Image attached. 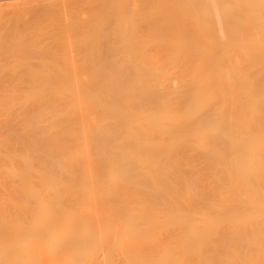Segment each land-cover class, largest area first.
Wrapping results in <instances>:
<instances>
[{
  "label": "bare ground",
  "instance_id": "obj_1",
  "mask_svg": "<svg viewBox=\"0 0 264 264\" xmlns=\"http://www.w3.org/2000/svg\"><path fill=\"white\" fill-rule=\"evenodd\" d=\"M65 2L12 11L10 58L34 62L0 92V264H264V0L203 8L229 43L170 62L101 55Z\"/></svg>",
  "mask_w": 264,
  "mask_h": 264
},
{
  "label": "rangeland",
  "instance_id": "obj_2",
  "mask_svg": "<svg viewBox=\"0 0 264 264\" xmlns=\"http://www.w3.org/2000/svg\"><path fill=\"white\" fill-rule=\"evenodd\" d=\"M65 1L64 0H0V35H2L1 31L3 29H6V28L9 29V31L6 30L7 34L5 32V35L1 36V37L5 36L4 38L7 40L6 41L4 39V41H6V42H4L6 46L4 45L5 48H3V51L0 52V92L1 93L6 92V90H8L10 92V90L8 88L5 89V86L6 87L8 86L6 84L7 81L10 80L11 77L14 78V76L21 75V69L20 68L23 67L22 70L23 69L25 70L28 67H30L31 65L33 66V62H34L33 59H26L24 57H23L24 58L23 59L21 57L23 60L20 58L21 60H19V61H21V62H19L20 64L18 65L15 62H13L12 59L10 58L9 52L11 50V48H10L11 47V45H10L11 41H9V40H11V39L9 37L10 36L12 37V34L14 33L13 31L17 28L18 31L20 29L19 32L23 31L24 33L27 32V34L30 33V32H28V30L25 31V29L27 28L26 23H28L27 16H26V18L25 17L23 18L24 20L21 19L22 22L19 20V18L17 19V21H20V22H16L15 18L13 20V15L16 16V14L14 12H16L17 9H19V7L20 8L25 7L26 4H28L26 6H29L31 4V6L35 5V6L42 7V8L44 6H49V5L55 6V7H56V5H59L62 7V5L64 4V3L62 4V2H65ZM74 1H75L76 5L77 4L79 5L78 8H77L78 5L76 6L74 4ZM106 1H107V3L111 2L110 3L111 5H109V4L106 5ZM122 2L125 3L123 5L126 6V11L128 10L129 13H127V14L129 15V17H131L135 21V22L133 21L135 24L132 25V26H134V28L132 27L134 29L133 32H132V30H130L131 36H125L124 35V38H126V37H128L129 39L131 38L130 40L128 38L127 39H124V38L120 39L121 37L118 35L117 30H116V28L119 29L118 26L122 23L121 22L122 20H119L120 19L119 17H121L120 14L122 13V11L124 9V8L122 9L123 5L121 7V5L118 4L119 0H103V1H101V0H96V1H94V0H68L65 2L67 5L69 3H73L74 6H76L77 9L75 10L76 14H74V16L77 14L82 15V16L85 15L83 17L86 18L87 15H90V16L92 14L97 15V18H96L97 20L93 19L94 21L97 22V23L95 22V25L96 24L97 25L95 27H93V25L90 24V26H92L93 28H97V29H94V32L96 30L97 31L100 30L101 32H104L106 37L104 36L105 40H102L103 42L101 41L102 42V44H100L101 47H99V44H96V45H98V47L95 45L97 47L96 49H100V51H98V52L99 53L101 52V55H102V51L103 52L105 51V53L107 52L106 53L107 57L111 58L113 60L115 59V61L116 60L122 61V58L126 60L127 56H123L126 53V51H127V53L125 55H127L128 52H130L129 54H131V55L128 54L129 60H131V61H137L138 60V62H140L139 61L140 59L143 61L145 60L146 62H148V61L155 62V61H159V60L160 61H166V62L167 61L170 62L173 60L174 61H177V60H179V61H181V60L182 61L183 60H193L189 56L190 55L189 52H192L196 49L201 50L202 48H204V50H206V52H208V51L217 52L220 49L221 44L225 45V44L229 43L228 40L232 37L231 34L233 33V30H235V24L232 22H229L230 19H228V15H229L228 12L224 13L227 16L224 14L223 15L220 14L218 17L217 16L213 17L212 12L210 13V11H212V10L204 9V11H203V8H205V7H209L211 9L213 6V9H214V7H216L214 5H218V6L223 5V3L227 2V0H192V1L191 0H123ZM21 3H22V5H19ZM13 4L15 7L13 6ZM190 4L191 5L195 4L194 6H196V7L199 5L197 7V9L200 12L198 11V13H196V15H198L197 19H195L196 17L194 15L192 16V13H190V15H189V12H191V10L187 11L188 9L192 8L191 6H190V8H188L189 7L188 5H190ZM18 5H19V7H18ZM136 5L139 6V8H142L141 12L139 14H136V15L131 14L130 11H132L134 9V7H136ZM59 6H58V8H59ZM64 6H65V4H64ZM66 8H68V7H66ZM200 9H202V10H200ZM3 10H5V11H3ZM12 11H14V12H12ZM229 12L231 13V11H229ZM117 15H119V16H117ZM58 16H59V14H58ZM58 16L55 15V17H57V18H58ZM82 16H81V19L79 17V22L82 24H84V23L87 24V20L85 21V19L82 18ZM134 16H135V18H134ZM3 17H5V18L7 17V19L5 20V18H3ZM129 17H128V19H130ZM214 18L217 20H215ZM132 19H130V22H132ZM6 21H7V23H6ZM37 21H38V23L39 22L42 23L41 20H37ZM117 21H118V23H117ZM211 21L214 22L215 27H213V25L211 27H209L210 25L208 27H206V24L208 22L211 23ZM215 22L220 24V25H217ZM9 23L12 24L13 26L12 25H11L12 27L9 26L10 25ZM202 23H203L204 28L202 27ZM236 23H237V21H236ZM197 25H199L200 27L199 26L197 27ZM14 26H15V29H13ZM217 27L220 31L217 29ZM213 29H214V32H213ZM217 30L219 31V33ZM236 30H237V27H236ZM100 31H98V32H100ZM242 31H243V33H241V34H244L247 32L245 30H242ZM9 32L11 33V35H9L10 34ZM115 32L117 33V35ZM68 33H70V32H68ZM75 33L73 31V33H72L73 36L74 35L80 36L78 33L77 34H75ZM8 35H9V37H8ZM63 36H66V38ZM67 36H68V34H66V33H63V35L61 34V36H59L62 38L61 39L59 38V41L57 40L55 42L56 45L58 44L57 47H59V46L61 47L62 44L66 43L65 41H67ZM220 38H222V39H220ZM224 39H226V40H224ZM63 40H64V42H63ZM226 41H227V43H226ZM105 42H107L109 45ZM109 42H111V43H109ZM130 42L131 43L133 42V43L131 44ZM99 43H100V41H99ZM62 46H65V45H62ZM105 47H108V49ZM138 48H140V49H138ZM115 50H117V52ZM137 50H139V52H137ZM96 51H95L94 55L92 54L91 58L93 56H95ZM118 51H120V52L118 53ZM74 52L71 54L76 55L77 51L75 53ZM99 53H97L96 55L99 56ZM6 54H7V56H6ZM104 54H103V57L106 56V54L105 55ZM159 54L161 55V57H162V55L164 56V54H165L166 57L164 56L165 58L162 57L163 58L162 59V58H160ZM138 55H140V56H138ZM6 57L8 58V60L6 59ZM95 57H93L92 59H94ZM139 57H140V59H139ZM9 58L11 59V62H10ZM108 58H105V59L110 61L111 59H108ZM25 59H26V61H25ZM77 59H78V57H76V60ZM96 59H98V58H96ZM194 60H196V58ZM94 61H96V60H93V62ZM15 64L18 66H16ZM26 65L28 67H26ZM24 67H26V68H24ZM15 68L19 69V71H20L19 74L17 73L18 69L16 71ZM3 85H5V86H3ZM23 86L25 87V85H23ZM9 87H12V90H13V86L9 85ZM20 87L23 88V90H24V87H22V85ZM21 88H19L20 90L15 88L14 91L15 90L17 92L21 91L22 90ZM23 90L21 91V93L23 92Z\"/></svg>",
  "mask_w": 264,
  "mask_h": 264
}]
</instances>
